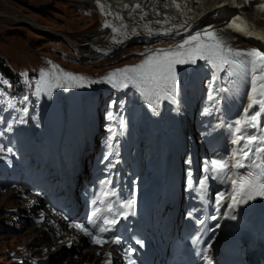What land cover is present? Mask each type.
<instances>
[{"label":"rangeland","instance_id":"1","mask_svg":"<svg viewBox=\"0 0 264 264\" xmlns=\"http://www.w3.org/2000/svg\"><path fill=\"white\" fill-rule=\"evenodd\" d=\"M104 1L106 0H0V59L6 61L21 78V84L26 86V94L23 91V96L17 94L11 97L3 88L9 85L0 82V137H3V143L24 159L32 161L23 138L26 121L33 123L40 137L49 130L58 132L66 120L64 98L69 99L74 108L71 120L80 108L83 113L87 106L95 116L94 119L107 124V131L115 108L113 103L118 98L114 90H120L124 96L117 106V112L125 120L133 119L129 112L136 108L134 101L146 99L139 87L143 84L130 83L127 87L130 92L126 95V88L107 83L105 78L117 69L141 64L147 54L158 49L174 48L192 35L212 30L224 41L226 47L243 51L257 50L264 54L261 47H253L254 44L244 42V36L250 33L241 16L235 15L226 22H217L221 14L217 11L211 13L204 23L192 27L193 18L184 17L173 25L164 23L161 20L162 14L158 16L160 20L154 21V12L151 15L142 13L140 18L148 23L144 26L139 23V27H134L129 33L116 27L109 8L108 11L101 8L106 6ZM240 5L246 8L248 20L256 23L252 22L251 25L264 28V0H242ZM157 8L162 11V5ZM130 10L128 8L127 12ZM149 18L152 19L151 23ZM238 27L242 30H237ZM238 59L243 60L242 65L241 61L221 69L225 79L234 84L235 88L239 84L246 86L248 83L247 80H242V69L247 77L251 75V66L244 63L247 58ZM213 69L216 68L207 61L197 60L195 64H178L175 71L178 80L185 78L186 94L192 90L193 95L196 89L193 82L197 79L200 87L203 86L206 91L217 86ZM45 73L48 75L45 76ZM62 73L84 77V80L80 83L68 81ZM249 92L250 87L246 88V95ZM29 106L32 108L31 119L26 113ZM27 203L28 199L21 197L16 190H0V264H20L11 260L8 253L20 245L29 244L34 249L36 247L40 251L37 256L44 257L42 245L46 246L48 243L44 241V229L27 227L18 231L14 216L9 212L13 208L24 209ZM29 230L33 231L28 232ZM58 250L62 252L63 248L59 247ZM57 255L54 256L53 264H65L55 260ZM64 256L67 260H80L73 256L69 258L67 253Z\"/></svg>","mask_w":264,"mask_h":264},{"label":"snow or ice","instance_id":"2","mask_svg":"<svg viewBox=\"0 0 264 264\" xmlns=\"http://www.w3.org/2000/svg\"><path fill=\"white\" fill-rule=\"evenodd\" d=\"M103 8V6H101ZM109 27V25H105ZM237 30H242L239 27ZM113 31H118L113 29ZM240 57L247 58L244 63L251 66L250 75V92L247 94L249 101L247 107L243 109L242 116L238 117L231 123L227 124L230 135V143L234 146L231 149L230 156L223 157L219 154L211 160L205 161L206 171L211 178L219 179L222 182H231V192L223 191L217 193L215 203L217 211L224 199H228V218L236 219L233 214L239 205L245 204L257 196L264 197V135H250V129L264 130L260 123V117L264 115V54L257 50L239 51L226 47L216 32L207 30L203 33H197L190 38L185 39L183 43L169 49H158L153 53L146 55L143 62L137 66L117 69L110 73L105 82L113 84L116 87L126 88L131 83L133 85L143 84L151 92L159 95L161 92L174 93L176 90V65L178 64H195L197 60H204L214 68L223 69L226 65L238 64ZM48 74L45 73V76ZM68 81L82 82L84 77L75 76L70 73H62ZM82 86V85H81ZM39 91V89H37ZM255 108V111L252 109ZM123 124V121H121ZM2 151V149H0ZM12 151L11 148L8 149ZM255 156L258 163L252 161ZM229 160L232 163H229ZM245 161L255 164L260 169L258 174L248 172L240 174L236 170L245 168ZM235 177V179H233ZM209 177H205L200 182L201 192L206 190V182ZM190 183V182H189ZM108 191H101L100 197L93 201V204L104 205L105 207H96L92 212V220L89 224L96 229L95 232L89 231L82 225L75 227L82 231L86 236L91 237L94 244L103 246L107 240L104 234L111 231L112 227L118 222L117 216L127 218L128 215L134 214V196L124 203L119 204L123 212H114L112 204L109 202ZM107 211L113 214V218H103L100 225L96 224L101 214ZM199 223L203 224L201 220ZM113 243H119V240H113ZM194 240L193 243H198ZM134 264V261H130Z\"/></svg>","mask_w":264,"mask_h":264},{"label":"bare ground","instance_id":"3","mask_svg":"<svg viewBox=\"0 0 264 264\" xmlns=\"http://www.w3.org/2000/svg\"><path fill=\"white\" fill-rule=\"evenodd\" d=\"M241 1L242 0H106L103 2V4L106 6H103L104 8L102 9L108 11L109 8L112 15L114 16L113 19H115L114 22L115 25H117L116 27L119 29H124L129 33L130 31L132 32L134 27L138 26L139 23L143 26L144 24L148 23L147 21L140 18V14L142 13H149L151 15V13L154 12V21H158L157 19L160 18H158V16L162 14L161 20L164 23H172L173 25L174 23L181 21L184 17L193 18L192 27H196L201 23H204V21L210 17L211 13H217V11L221 12L220 17L218 20H216L217 22H226L235 15H237V17L241 16L244 19L246 26L249 27L247 28V31L250 33V35L244 36L245 41H243H247L251 45L254 44L253 47L255 45L257 47H261L264 53V28L259 25L258 27L251 25L255 22L253 20H248L246 8L240 5ZM158 5H162V11L161 8H157ZM128 8H131L129 12H127ZM137 15L139 16L137 17ZM149 19L151 23L152 19ZM249 30H251V32H249ZM12 196L15 197L14 195ZM15 203H19V201H15ZM32 231L33 230H29L28 232ZM43 233L44 241L50 244L49 247L52 246L53 243L48 234L46 232ZM61 247L63 248L62 252L61 250H57L54 253H49L53 254V256L48 254V256L51 258V264L55 262L54 256L56 257L57 254L58 257L64 255V247ZM59 252L61 253L59 254ZM100 259V257L95 255V252H88L80 257L79 261L75 262L68 259V262L73 264H83V262L98 264Z\"/></svg>","mask_w":264,"mask_h":264},{"label":"trees","instance_id":"4","mask_svg":"<svg viewBox=\"0 0 264 264\" xmlns=\"http://www.w3.org/2000/svg\"><path fill=\"white\" fill-rule=\"evenodd\" d=\"M0 81L9 85V88L6 86L3 87L6 90L11 89L12 91H16L22 89L21 83L12 68L3 59H0Z\"/></svg>","mask_w":264,"mask_h":264}]
</instances>
